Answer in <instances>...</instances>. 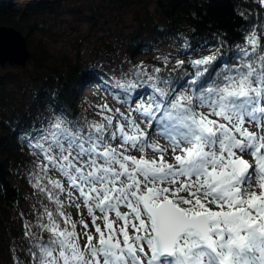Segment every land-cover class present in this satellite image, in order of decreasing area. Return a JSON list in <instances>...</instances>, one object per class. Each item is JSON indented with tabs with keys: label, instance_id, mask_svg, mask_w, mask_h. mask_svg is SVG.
Segmentation results:
<instances>
[{
	"label": "snow or ice",
	"instance_id": "snow-or-ice-1",
	"mask_svg": "<svg viewBox=\"0 0 264 264\" xmlns=\"http://www.w3.org/2000/svg\"><path fill=\"white\" fill-rule=\"evenodd\" d=\"M233 35L158 29L14 129L29 187L10 264H264V0ZM235 12V9H233ZM2 195H7L6 188ZM31 197V199H30Z\"/></svg>",
	"mask_w": 264,
	"mask_h": 264
},
{
	"label": "trees",
	"instance_id": "trees-1",
	"mask_svg": "<svg viewBox=\"0 0 264 264\" xmlns=\"http://www.w3.org/2000/svg\"><path fill=\"white\" fill-rule=\"evenodd\" d=\"M82 1L86 0H0V25L14 27L24 34L32 52L30 66L22 71L25 74L23 81L26 83L22 87L21 98H13L7 90L13 79L6 81L7 78L0 76V193L5 188L7 191V195L0 194V264H10L9 245L14 240L17 244L20 243L18 208L26 209L29 203L24 199L29 193V187L16 174V167L23 157L14 129L29 119L30 112L35 113L45 103L47 94L53 89L59 91L62 103L80 111L82 104L79 103L77 90L87 73L79 59L54 57L44 47L33 46L30 36L39 27L42 17L57 16L68 9L77 12L74 5ZM107 1L119 7L151 4L154 8L151 10L147 6L145 17L136 21L138 29L131 34L129 40L121 43L123 46L126 44L125 53L134 57L143 53L141 46L150 44L160 35L158 29L183 33H193L195 29L193 38H199L207 37L210 31L219 28L232 36V23L236 13L243 14L257 7L253 0Z\"/></svg>",
	"mask_w": 264,
	"mask_h": 264
},
{
	"label": "rangeland",
	"instance_id": "rangeland-1",
	"mask_svg": "<svg viewBox=\"0 0 264 264\" xmlns=\"http://www.w3.org/2000/svg\"><path fill=\"white\" fill-rule=\"evenodd\" d=\"M147 6L151 10L154 9L151 4L119 7L107 0L82 1L74 5L77 12L68 9L57 16L42 17L39 27L33 31L30 39L33 46L44 47L50 55L57 58L66 56L67 60L77 58L85 67L101 57L118 59L126 50V44L123 46L121 43L129 40L131 34L138 29L136 21L145 17ZM154 55L155 52L148 53L144 50L135 58L150 60ZM23 70L8 64L0 66V76L7 78L6 81L13 79L7 86L13 98L22 96V87L26 83L23 81ZM86 77L87 73L84 78ZM83 79L77 90L80 105L102 102L95 99V90Z\"/></svg>",
	"mask_w": 264,
	"mask_h": 264
},
{
	"label": "water",
	"instance_id": "water-1",
	"mask_svg": "<svg viewBox=\"0 0 264 264\" xmlns=\"http://www.w3.org/2000/svg\"><path fill=\"white\" fill-rule=\"evenodd\" d=\"M32 59L26 37L16 28L0 25V66L25 69Z\"/></svg>",
	"mask_w": 264,
	"mask_h": 264
},
{
	"label": "bare ground",
	"instance_id": "bare-ground-1",
	"mask_svg": "<svg viewBox=\"0 0 264 264\" xmlns=\"http://www.w3.org/2000/svg\"><path fill=\"white\" fill-rule=\"evenodd\" d=\"M84 81H86V82H87V78H86V79H84Z\"/></svg>",
	"mask_w": 264,
	"mask_h": 264
}]
</instances>
